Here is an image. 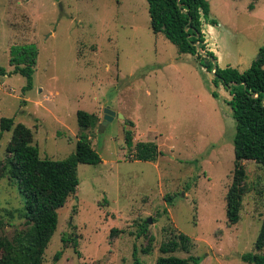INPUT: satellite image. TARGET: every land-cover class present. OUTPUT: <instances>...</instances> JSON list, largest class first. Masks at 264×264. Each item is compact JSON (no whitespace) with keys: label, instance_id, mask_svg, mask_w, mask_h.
Masks as SVG:
<instances>
[{"label":"rangeland","instance_id":"374dc122","mask_svg":"<svg viewBox=\"0 0 264 264\" xmlns=\"http://www.w3.org/2000/svg\"><path fill=\"white\" fill-rule=\"evenodd\" d=\"M207 1L218 25H204V32L219 67L250 69L264 46V0ZM27 44L39 56L34 88L25 92L26 79L12 74L9 61L13 46ZM0 67L7 71L0 76V122L31 128L42 158L65 160L83 135L102 158L79 166L78 191L59 210L44 264H157L161 245L180 233L191 248L170 255L248 264L243 256L256 252L263 224L264 168L243 161L242 218L230 226L237 130L231 95L195 57L154 34L146 0H0ZM106 109L116 116L103 125ZM79 111L95 115L96 127L82 129ZM127 130L134 145H158L157 162L134 160ZM12 136L1 141L2 160ZM24 208L16 182L0 178V241L28 229Z\"/></svg>","mask_w":264,"mask_h":264},{"label":"trees","instance_id":"16d2710c","mask_svg":"<svg viewBox=\"0 0 264 264\" xmlns=\"http://www.w3.org/2000/svg\"><path fill=\"white\" fill-rule=\"evenodd\" d=\"M146 1L154 34L165 35L180 54L192 55L208 72H212L213 62L205 65L207 59L197 48L198 44L208 56L218 60L208 49L204 32V25H218L211 17L210 3L207 0ZM38 56L39 51L34 44L15 45L10 50L9 64L14 67L12 74H20L26 79L25 92L34 88ZM215 74L214 85L218 87L222 84L231 95L229 105L237 123L235 170L226 197L228 223L235 226L242 218L246 179L243 161H254L264 168V46L250 69L241 72L231 67H219ZM6 75V69L0 67V76ZM213 96L217 98L218 94ZM77 119L84 130L93 129L98 123L95 115L85 111H79ZM127 125L134 127L132 122ZM10 131H13V136L7 147V157L4 160L0 157V178L8 176L16 182L25 201L23 218L28 229L18 233L13 242L0 241V264H44L45 251L59 225V210L78 191L79 166L98 165L102 163V158L86 135L78 140L73 154L65 160L54 161L40 156L31 128L22 123L16 125L11 118L1 119L0 145L4 134ZM134 136L132 130L125 132V143L129 149H134V160L157 162L162 155L158 145L152 142L134 145ZM67 241L68 238L64 239L65 243ZM190 248L191 238L180 233L161 245L164 256L159 257L157 264H201L200 257L170 255L181 249L189 251ZM255 249L256 252L244 255L243 260L248 264H264V216ZM61 255V252L57 254L56 261L61 259ZM135 264H141L139 259L136 258Z\"/></svg>","mask_w":264,"mask_h":264},{"label":"water","instance_id":"95a60500","mask_svg":"<svg viewBox=\"0 0 264 264\" xmlns=\"http://www.w3.org/2000/svg\"><path fill=\"white\" fill-rule=\"evenodd\" d=\"M197 48H198V51L200 52V54L205 57L207 60L205 62V65H209L210 64V61L213 62V71H212V76H213V79L216 78V71L218 70L219 68V63H218V60H215L213 57H210L208 56L201 48L200 46L197 44ZM105 121L103 122V125H107L108 122L112 121L114 119V117L116 116V113L110 111L109 109H106L105 111ZM123 118V116H121ZM102 125V126H103ZM101 126V127H102ZM148 224H152V220L149 219Z\"/></svg>","mask_w":264,"mask_h":264}]
</instances>
